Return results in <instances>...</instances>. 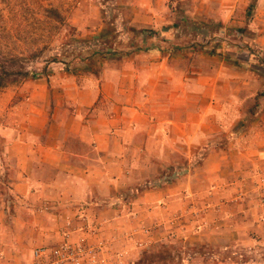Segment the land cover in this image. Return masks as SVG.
<instances>
[{
  "label": "rangeland",
  "instance_id": "374dc122",
  "mask_svg": "<svg viewBox=\"0 0 264 264\" xmlns=\"http://www.w3.org/2000/svg\"><path fill=\"white\" fill-rule=\"evenodd\" d=\"M212 1L0 0V71L4 67L8 75L0 86V227H7L10 237L20 205L11 192L16 176L11 150L29 144L27 117L37 115V100L51 93L52 76L81 83L132 70L134 81L144 83L143 102L156 98L181 118L197 115V134H207L193 148L196 153L264 149V120L259 119L264 115V44L257 41L264 26L257 24L253 0L231 23L215 18L220 11L210 10ZM20 71L29 75L23 78ZM193 97L196 103L188 111L182 102L190 99L192 105ZM237 161L233 154L226 179L214 180L217 187L203 192L224 204L223 219L217 211L207 217L182 213L184 229L179 233L168 223L171 234L149 242L134 264H264V232L253 220L264 216V159L246 166ZM23 207L41 213L36 203ZM249 207L262 211L257 216L242 211ZM222 223L226 236L220 234ZM190 225L199 234L211 231L212 245L195 242L198 233L189 234ZM46 245L34 240L22 248L28 252Z\"/></svg>",
  "mask_w": 264,
  "mask_h": 264
},
{
  "label": "crops",
  "instance_id": "0c3cea01",
  "mask_svg": "<svg viewBox=\"0 0 264 264\" xmlns=\"http://www.w3.org/2000/svg\"><path fill=\"white\" fill-rule=\"evenodd\" d=\"M253 1L257 24L264 26V0ZM212 2L210 10L220 11L215 18L231 23L251 1ZM262 32L257 41L264 44ZM52 78L51 93L37 100V115L27 117L29 144L20 142L19 149L11 150L16 174L11 192L20 205L8 229L12 236L0 227V264H32L31 250L22 247L34 240L53 247L66 237L97 248L98 264H134L149 242L171 234L168 223L179 233L184 229L182 213L207 217L217 211L223 219L224 204L203 192L217 187L214 180L226 179L233 154L237 165L264 159V149L196 153L193 148L207 134H197V115L188 112L181 118L156 98L143 102L144 83L134 81L132 70L81 83L67 75ZM195 103L193 97L192 105L190 99L182 105L190 111ZM31 203L41 208L39 215L23 207ZM259 210L242 211L257 216ZM254 218L263 233L264 216ZM187 228L189 234L195 230ZM219 230L226 236L223 223ZM197 236L195 242L212 245L207 228Z\"/></svg>",
  "mask_w": 264,
  "mask_h": 264
},
{
  "label": "built area",
  "instance_id": "2783aa9c",
  "mask_svg": "<svg viewBox=\"0 0 264 264\" xmlns=\"http://www.w3.org/2000/svg\"><path fill=\"white\" fill-rule=\"evenodd\" d=\"M32 264H98L97 248L83 241H64L53 246H40L31 251Z\"/></svg>",
  "mask_w": 264,
  "mask_h": 264
},
{
  "label": "trees",
  "instance_id": "16d2710c",
  "mask_svg": "<svg viewBox=\"0 0 264 264\" xmlns=\"http://www.w3.org/2000/svg\"><path fill=\"white\" fill-rule=\"evenodd\" d=\"M7 71L4 69L3 67V70L0 71V86H4V81H5V76H8ZM2 73L4 76H2ZM18 75L22 76L23 78L27 77L29 75V73H27L26 71H20L18 72ZM32 78H34L36 76L35 73H31L30 74Z\"/></svg>",
  "mask_w": 264,
  "mask_h": 264
}]
</instances>
